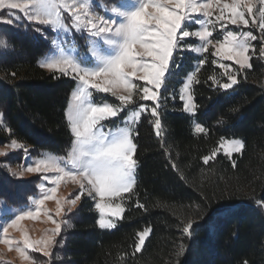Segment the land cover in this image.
<instances>
[{
  "label": "trees",
  "instance_id": "trees-1",
  "mask_svg": "<svg viewBox=\"0 0 264 264\" xmlns=\"http://www.w3.org/2000/svg\"><path fill=\"white\" fill-rule=\"evenodd\" d=\"M0 27V36L9 44L0 48V112L5 125L13 130L12 138L31 146L34 157L48 149L66 154L72 135L65 112L75 81L59 73L54 78L53 72L38 66L50 43L37 37L33 26L22 21ZM253 32L259 35L255 28ZM54 35L49 31L50 38ZM253 43L257 51L252 68L240 72V82L227 91L208 79L215 75L227 82L224 69L211 63L217 59L211 56L213 49L204 53L208 61L198 73L200 83L194 85L195 115L183 110L178 93L201 57L183 53L169 81L176 99H168L161 110L163 138L155 134L150 114L136 126V195L125 201L123 219L113 229H101L95 201L84 195L68 215L73 227L56 238L62 246L54 249L58 259L52 264H243L245 260L264 264V207L256 203L264 199V57L258 51L261 41ZM195 123L207 133H195ZM221 137L242 139L246 144L242 154L233 153L229 159L219 151ZM9 142V133L0 128V145ZM213 149H218L216 159L205 165L201 157ZM24 157L16 150L0 158V199L9 205L23 206L39 190V175L20 180L5 167L7 161L17 164ZM137 198L145 208L136 206ZM201 213L204 219L194 225L192 238L184 237L183 224ZM146 227L152 231L142 250L135 252L137 233ZM181 242L186 251L177 256Z\"/></svg>",
  "mask_w": 264,
  "mask_h": 264
},
{
  "label": "snow or ice",
  "instance_id": "snow-or-ice-1",
  "mask_svg": "<svg viewBox=\"0 0 264 264\" xmlns=\"http://www.w3.org/2000/svg\"><path fill=\"white\" fill-rule=\"evenodd\" d=\"M98 7L103 14L96 10ZM22 21L33 26L31 30L37 37L49 40L50 51L38 61V66L53 72L54 78H59L55 75L59 73L76 82L65 112L72 141L65 155L40 153L32 163L20 165L19 171L5 165L17 178L25 173L43 174V181L50 186L41 183L39 196L29 197L31 206L26 210L9 208L12 218L0 217V244L7 245L9 251L15 250L27 264H39L30 254L32 252L48 258L43 264H52L53 259H58L54 249L62 246L56 237L73 227L68 215L82 196L87 195L95 201L94 206L100 214L97 224L101 229L114 228L115 220L123 219L124 201L136 195L134 188L139 167L136 126L144 114H150L155 134L163 138L165 127L161 110L168 99H176L175 90L169 91V81L174 69L180 67L178 61L183 60V53L191 52L201 57L184 78L178 93L183 110L192 115L198 111L194 85L200 83L198 73L208 61L204 53L209 52L210 46L211 56L217 58L211 63L224 69L227 82H221L215 75L208 79L225 91L240 82L237 79L240 72L252 68L250 61L257 51L253 41H261L258 51L264 57V0H113L110 4L104 0H0V23L14 25ZM253 28L259 35L254 34ZM49 31L63 33L69 46L50 38ZM76 35L84 39L83 45L75 40ZM189 39L196 43H189ZM8 47V42L0 39V48ZM220 61L233 62L238 68L233 69L231 63ZM95 93L111 94L119 103L98 101ZM121 113L125 115L119 125L106 123L114 121ZM3 117L0 112V128L10 135L6 147L23 151L27 159L31 146L12 138L14 132L5 125ZM194 132L206 134L207 129L196 123ZM220 144L229 159L233 153L242 154L246 147L238 138L221 137ZM217 151L213 149L201 157L203 163L209 165L214 161ZM8 154L0 149V156ZM232 166H237L235 160ZM172 167L178 170L174 162ZM69 181L78 185L79 191L70 194V199L58 196L61 182ZM48 200L56 202L55 216H63L61 220L54 219L43 207ZM256 203L264 207V199ZM3 204L5 202L0 200V205ZM136 206L145 208L138 198ZM41 213L55 227L45 238L33 240L21 221L36 220ZM106 214L114 219L107 220ZM203 219V213L196 220L189 218L183 224L182 235L191 239L194 225ZM9 229L20 231L21 240L10 239ZM151 231L146 227L137 233L135 252L142 250ZM185 251L186 245L181 242L176 255Z\"/></svg>",
  "mask_w": 264,
  "mask_h": 264
},
{
  "label": "rangeland",
  "instance_id": "rangeland-1",
  "mask_svg": "<svg viewBox=\"0 0 264 264\" xmlns=\"http://www.w3.org/2000/svg\"><path fill=\"white\" fill-rule=\"evenodd\" d=\"M105 3H112L113 0H104ZM98 12H100L101 14H103V10L101 8H97L96 9ZM0 24H3V23H0ZM190 27L192 28H195L196 26L195 25H190ZM229 28H233L234 29V26H231L229 25ZM245 31L248 30V29H244ZM2 31H1V27H0V35ZM54 36L53 38H56L58 40H61L62 43H65L66 46H69L67 44V41L64 40V34L63 33H56L54 32ZM216 33H214L215 35ZM0 39H5L7 41V39L4 37V36H0ZM75 40L80 44V45H83L84 44V39L80 36V35H76L75 36ZM189 43H196V41L194 39H189L188 41ZM254 42V41H253ZM252 42V43H253ZM211 47V46H210ZM49 53V51L47 52ZM46 53H44L45 55ZM42 55L40 57V59L44 56ZM39 59V60H40ZM220 62H223L225 64H229V61H220ZM231 63V62H230ZM48 70V69H47ZM138 83H143V82H138ZM75 86H76V82H75ZM74 86V88H75ZM72 88V91L73 89ZM71 91V93H72ZM126 94V93H124ZM106 95H111V94H105V93H95V98L99 101L101 99H104V100H107L108 102L110 103H114V104H118L119 101L116 100V97L115 100L116 101H112L110 100L109 98H106L105 96ZM71 96V94H70ZM112 96V95H111ZM113 97V96H112ZM134 99H137L136 96H134ZM69 101H70V97H69V100H68V104H67V108L69 106ZM146 103H151V102H146ZM66 108V109H67ZM122 114L125 115V113H121L119 117H117L118 121L115 120L114 121H109V122H106L109 126H111L112 124H116V125H119L121 123V120L123 119L124 116H122ZM196 124V123H195ZM229 139V138H228ZM240 139V138H238ZM242 140V139H241ZM10 143V142H9ZM9 143H5V144H2L0 145V149H3L4 151L8 152L9 154L7 156H0V158H3V157H10V154L16 150H13V149H10V148H7L6 145H8ZM219 151H222L224 152V147L219 146ZM43 153H55V152H52V151H49L46 150L44 151ZM225 153V152H224ZM57 154V153H55ZM60 155V154H58ZM65 155V154H63ZM38 156V155H37ZM37 156L35 155H31L30 153L27 154V159L24 157V160H22V162L20 163H17V164H13L11 162H8L7 161V165H9L12 169L16 170V171H19L20 170V165H27V164H30L32 163V161L34 159L37 158ZM62 156V155H61ZM36 175H39L40 176V182H39V185L41 183H45L46 185H48V182L46 181H43L42 179V175L43 174H34V173H25L24 176L22 178H18L20 180H25V179H30V177H33V176H36ZM48 175H51L50 173ZM50 186V185H48ZM39 188V187H38ZM79 191L78 189V185H75L73 183H71L70 181L65 183V182H61L60 186H59V189H58V193L57 195L60 196V197H65V198H72L70 197V194H75ZM40 194V189L38 190V192L36 194H34L33 196H39ZM126 195V194H125ZM83 198V196L81 197V199ZM0 200H3V199H0ZM4 201V200H3ZM81 201V200H80ZM80 201L77 202V206L79 205ZM5 202V201H4ZM31 206L30 205V202H28L27 204L23 205V206H13V205H9L5 202V204L3 205H0V217H2L4 220H9L11 219V215L8 214V209L9 208H14V209H22V210H26L27 207ZM125 207V201L123 203V205ZM44 208H46L47 210H49V212L53 215V218L54 219H57V220H61L63 218V216L61 217H57L55 216V211H56V202L54 200H48L45 202V205L43 206ZM64 207L65 209H67L68 207V204L65 203L64 204ZM74 210V209H73ZM99 214V212H98ZM100 215V214H99ZM107 220H113L114 218L111 217L110 215H107L106 214V217H105ZM119 219H116L115 220V223L117 225ZM21 224L23 226V228L28 232L29 236L31 239L33 240H39V239H42V238H45L48 234H50L49 230L53 229L55 227L54 224H52L50 221H48L47 217L41 213V215L36 219V220H32V219H25L23 221H21ZM115 228V227H114ZM113 229V228H111ZM8 236L10 239H13V240H16V241H19L21 240V232L20 231H17V230H14V229H9V233H8ZM57 238V237H56ZM31 255H33L35 257V259L39 262V264H43L44 261H47V257L45 258L43 256L42 253H39V252H32L30 253ZM0 264H27V262H24L20 259L19 257V254L15 251V250H12V251H9L8 250V246L5 245V244H0Z\"/></svg>",
  "mask_w": 264,
  "mask_h": 264
}]
</instances>
